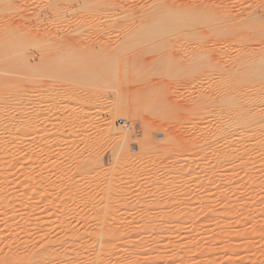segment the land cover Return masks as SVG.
Listing matches in <instances>:
<instances>
[{
    "label": "rangeland",
    "instance_id": "374dc122",
    "mask_svg": "<svg viewBox=\"0 0 264 264\" xmlns=\"http://www.w3.org/2000/svg\"><path fill=\"white\" fill-rule=\"evenodd\" d=\"M126 1L105 0L101 10ZM84 2L0 0V46L21 42L19 100L5 99L0 84V136L15 121L20 128L9 152L16 167L0 165V264H264V232L256 233L264 227V173L252 200L240 143L202 142L214 129L206 121L215 122L217 85L195 58L219 56L204 55L206 41L187 36L175 59L126 71L119 60L129 56H114L121 37L94 20L77 23ZM243 4L225 3L235 11ZM130 14L120 13L119 23ZM105 34L120 49L113 55L97 48ZM65 59L81 66L78 77L72 61L58 64ZM117 96L136 101L141 120L117 115Z\"/></svg>",
    "mask_w": 264,
    "mask_h": 264
},
{
    "label": "bare ground",
    "instance_id": "6f19581e",
    "mask_svg": "<svg viewBox=\"0 0 264 264\" xmlns=\"http://www.w3.org/2000/svg\"><path fill=\"white\" fill-rule=\"evenodd\" d=\"M65 1L68 3V8L73 6L71 5V0ZM100 1L85 0L82 15L78 18L77 23L80 19L79 23L83 22L85 26H91V21L94 20L97 22V26L103 27L106 25L108 30H111V34L116 35L118 38L121 37L124 44L120 47V51L105 44V41L110 39L106 34L104 36L101 35L104 40H100L104 42L101 41L102 43H99L97 48L102 47L100 50L98 48L99 53L107 52L113 55L114 52L119 51L114 56L119 58L129 56V62L119 60L126 71L132 68L136 70L150 69L149 66L154 64L155 61L165 58L175 59L176 56L180 55L178 45L187 36H200L201 42L206 41L202 51L204 55L216 54L219 56L218 63L208 62L207 59L202 57L195 58V60L197 59L195 68L198 71L201 68L203 70V67L205 69L209 68V79L217 85V91L213 99V101H216V105H212L210 111L208 110L211 114L210 117L214 118L215 122H212L211 118L208 122L206 121L207 126H210L208 128L211 129L212 126L214 129L209 131L206 139H201L202 142H211L213 146L223 138L226 140V144L240 143L239 156L243 160L241 174L245 177L242 186L246 190H250L249 193L252 195L251 198H253L256 194L252 191V188H255L254 184H260L263 181L262 174L264 173V0H244V6L242 7L241 5V11L233 10V5L226 6L225 3L230 0H149L148 2L128 0L120 2L117 8H112L113 10L109 12L106 9L108 7L103 8L107 12L101 10V6H105L107 0L106 2L103 0L105 3L103 4L102 1L101 6L98 4ZM119 12L124 14L132 13V15L130 14L132 18L127 22L119 23L121 20ZM113 35H111L112 38L115 37ZM78 37L80 40L84 39V33ZM207 43H211L212 47L206 48ZM20 46V41L9 42L0 46V84L3 87L2 91L5 90L6 92H4L6 95V98H4L8 100H19L17 76L20 74L21 66ZM152 55L153 59L151 60L150 57ZM138 58L139 60H137ZM101 60L104 59L101 58ZM64 61L65 63L58 61V64L68 65L67 63H69L71 65L72 63L70 64V62L74 60L65 59ZM147 62L150 64L149 66H147ZM73 64V70L77 72V69L81 66L76 65L75 62ZM59 70L62 71L61 68ZM79 71H81L80 68L77 77L79 76ZM116 99L114 111H116L117 115L129 116L135 119L141 118L140 105L136 101L130 100L126 103L120 96H117ZM4 102L8 104L10 101L6 102L4 100ZM11 102L14 104L13 101ZM179 107L182 109L181 105ZM187 107L183 106L184 109L182 110ZM3 108L6 107L3 105ZM1 110L3 112L5 109L1 108ZM66 122L68 123V121ZM212 123H215L216 127ZM2 126L5 127L4 124ZM10 129L8 131L9 136H0V165L3 164L6 167H13L14 165L16 167L17 164L15 165V163H18L17 152L12 153L16 155H11L10 153L12 148L18 146V139H16L15 135L20 131L19 123L15 121ZM108 130L110 133L115 134L118 129L114 123H109ZM5 137H9L10 140L7 141ZM120 137L123 138L122 135ZM201 149L202 147H200ZM213 149L211 147V150L207 151L213 153L215 151ZM123 152L124 150L121 147L117 154ZM136 161L137 159H134L131 163ZM9 168L7 169L9 170ZM164 168L168 170L167 167ZM1 189L3 188H0V192ZM5 190L4 192H6ZM249 193L248 195L250 196ZM252 200H256V198L254 197ZM262 201H259L260 205ZM248 210L242 212L248 213ZM250 211H253V209ZM242 216L244 215L242 214ZM2 222L5 221L2 220ZM263 230L264 227H261L260 232L256 233L260 234L264 232ZM149 241L147 240V242Z\"/></svg>",
    "mask_w": 264,
    "mask_h": 264
},
{
    "label": "built area",
    "instance_id": "2783aa9c",
    "mask_svg": "<svg viewBox=\"0 0 264 264\" xmlns=\"http://www.w3.org/2000/svg\"><path fill=\"white\" fill-rule=\"evenodd\" d=\"M119 125L124 127L126 130L130 131L131 130V123L127 122L126 120H119L118 121Z\"/></svg>",
    "mask_w": 264,
    "mask_h": 264
}]
</instances>
